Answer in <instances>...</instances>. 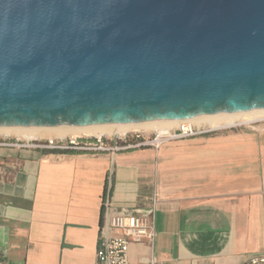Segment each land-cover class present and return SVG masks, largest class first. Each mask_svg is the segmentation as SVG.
<instances>
[{
	"label": "water",
	"instance_id": "95a60500",
	"mask_svg": "<svg viewBox=\"0 0 264 264\" xmlns=\"http://www.w3.org/2000/svg\"><path fill=\"white\" fill-rule=\"evenodd\" d=\"M264 109V0H0V127Z\"/></svg>",
	"mask_w": 264,
	"mask_h": 264
},
{
	"label": "crops",
	"instance_id": "0c3cea01",
	"mask_svg": "<svg viewBox=\"0 0 264 264\" xmlns=\"http://www.w3.org/2000/svg\"><path fill=\"white\" fill-rule=\"evenodd\" d=\"M153 208L154 240L130 243L131 263L241 264L264 255V123L157 150L0 145V261L97 264L102 231L121 235L106 218Z\"/></svg>",
	"mask_w": 264,
	"mask_h": 264
},
{
	"label": "built area",
	"instance_id": "2783aa9c",
	"mask_svg": "<svg viewBox=\"0 0 264 264\" xmlns=\"http://www.w3.org/2000/svg\"><path fill=\"white\" fill-rule=\"evenodd\" d=\"M214 129L194 125L190 122H181L175 128L165 131H154L146 134L135 131L123 136L113 137H65L47 138L45 140H11L9 137L0 139V145L17 147H36L60 152H76L90 155L103 153H118L139 148L159 149L162 145L179 140L191 139ZM109 201L105 202L108 210ZM105 225L121 232L118 236H108L105 229L102 231L99 245L96 252L97 264H170L157 260H150L146 263H131L128 259V248L130 243L142 241L152 244L155 237L154 230V208L150 216L135 214L133 212L112 213L106 218ZM0 264H9L7 261H0ZM241 264H264V255L250 257Z\"/></svg>",
	"mask_w": 264,
	"mask_h": 264
},
{
	"label": "bare ground",
	"instance_id": "6f19581e",
	"mask_svg": "<svg viewBox=\"0 0 264 264\" xmlns=\"http://www.w3.org/2000/svg\"><path fill=\"white\" fill-rule=\"evenodd\" d=\"M260 120H264V109L250 110L242 113H221L207 116H199L186 120L150 121L144 123L130 124H103L85 127H0V134H12L16 137H21L22 139L29 141L38 140L40 138V132L43 130L54 129L59 135V137L56 138L78 136L113 137L123 136L128 133L139 131L137 129H139L140 127L156 129L155 131H165L166 129H170L172 125H176L181 122H195L198 125L203 124L207 129L210 130H221L239 125H247L249 123L257 122ZM141 132L147 133L145 131Z\"/></svg>",
	"mask_w": 264,
	"mask_h": 264
},
{
	"label": "rangeland",
	"instance_id": "374dc122",
	"mask_svg": "<svg viewBox=\"0 0 264 264\" xmlns=\"http://www.w3.org/2000/svg\"><path fill=\"white\" fill-rule=\"evenodd\" d=\"M192 124L194 125H198L197 123L195 122H191ZM264 123V120H260V121H257V122H253V123H249L247 125H239V126H234V127H231V128H225V129H221V130H217V131H224V130H230V129H245V128H248L249 126H254V125H257V124H263ZM178 124L176 125H172L171 128H175ZM198 126H201V127H205L203 124H199ZM206 128V127H205ZM166 129V128H164ZM162 129V130H164ZM207 129V128H206ZM46 129V130H43L40 132V138L38 140H45L47 138H54V137H59L58 133H56V131L53 129ZM139 131H145L147 132L146 134H152L156 129H149V128H145V127H140L139 129H137ZM9 137V139L11 140H14L15 138H19L21 140H24L22 139L21 137H16L15 135H12V134H0V139L4 138V137Z\"/></svg>",
	"mask_w": 264,
	"mask_h": 264
}]
</instances>
